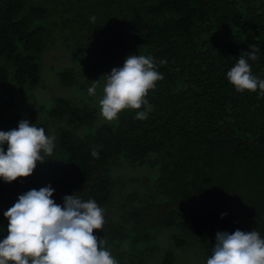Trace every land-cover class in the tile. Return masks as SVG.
<instances>
[{
  "label": "trees",
  "instance_id": "16d2710c",
  "mask_svg": "<svg viewBox=\"0 0 264 264\" xmlns=\"http://www.w3.org/2000/svg\"><path fill=\"white\" fill-rule=\"evenodd\" d=\"M250 45L264 79V0H0V131L27 119L56 138L29 177L0 179V240L4 212L49 185L61 206L75 193L104 210L94 235L118 264H206L217 232L264 239V95L226 78ZM57 47L96 84L129 55L152 56L164 79L148 118L129 109L99 125L84 102L36 103L43 54ZM58 76L78 84L72 69ZM135 166L152 177L112 175Z\"/></svg>",
  "mask_w": 264,
  "mask_h": 264
},
{
  "label": "clouds",
  "instance_id": "9594fccd",
  "mask_svg": "<svg viewBox=\"0 0 264 264\" xmlns=\"http://www.w3.org/2000/svg\"><path fill=\"white\" fill-rule=\"evenodd\" d=\"M91 19L95 21L94 16ZM249 47L251 51L240 56L226 78L237 92L259 89L264 95V79L254 76L249 64L259 58V48ZM163 79L152 56L129 55L122 67L107 74L99 100L101 117L113 121L130 109L136 112L135 119L146 120L153 110L146 97ZM87 91L95 95L96 84ZM55 139L27 119L15 129L0 131V179L11 183L29 177L38 162L52 156ZM91 155L99 157L95 149ZM53 192L50 185L29 190L4 212L8 225L6 237L0 240V264H118L104 247V239L94 235V230L103 228L104 210L75 193L64 196L61 206L52 199ZM206 264H264V239L255 230L217 232Z\"/></svg>",
  "mask_w": 264,
  "mask_h": 264
},
{
  "label": "rangeland",
  "instance_id": "374dc122",
  "mask_svg": "<svg viewBox=\"0 0 264 264\" xmlns=\"http://www.w3.org/2000/svg\"><path fill=\"white\" fill-rule=\"evenodd\" d=\"M66 69H72L78 80V84L73 86H65L60 83L58 74ZM41 77L42 84L34 89L35 101L45 106L52 104L53 98H70L84 102L95 109L96 122L95 124H109L114 122L103 119L100 115L99 100L103 96L104 83L96 84L95 95H89L87 89L94 83H91L79 65L77 57L74 53L66 51L61 47L47 50L41 60ZM89 97V98H88ZM131 173L129 174V172ZM130 171L112 170L117 180L126 177L148 176L152 177L153 173L145 166L132 167ZM130 179V178H129ZM120 185V184H119Z\"/></svg>",
  "mask_w": 264,
  "mask_h": 264
}]
</instances>
